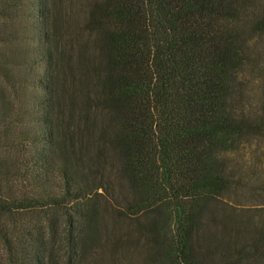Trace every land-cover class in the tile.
<instances>
[{
    "label": "trees",
    "instance_id": "obj_1",
    "mask_svg": "<svg viewBox=\"0 0 264 264\" xmlns=\"http://www.w3.org/2000/svg\"><path fill=\"white\" fill-rule=\"evenodd\" d=\"M86 2L0 0V264H264V0Z\"/></svg>",
    "mask_w": 264,
    "mask_h": 264
},
{
    "label": "rangeland",
    "instance_id": "obj_2",
    "mask_svg": "<svg viewBox=\"0 0 264 264\" xmlns=\"http://www.w3.org/2000/svg\"><path fill=\"white\" fill-rule=\"evenodd\" d=\"M62 1L64 2V9L68 13L67 15L70 16L69 20H68L67 28L65 30L66 32L63 31V39H64L63 47H65L66 50L69 51L71 48H73V46L70 48V45H67V43L71 39H73L74 30L75 31L77 30V32H78L82 29L83 21L85 19L86 14H87L86 3H89V2H86V0H62ZM79 39L83 40V41H85V40L87 41V36L84 34ZM0 49H2V48L0 47ZM72 53H74V52H72ZM107 251H108L107 248L101 247L99 249L98 254L96 256H94L92 258V260L102 259V264H103L104 260L106 259L105 256L107 254ZM117 264H119V263L117 262Z\"/></svg>",
    "mask_w": 264,
    "mask_h": 264
}]
</instances>
